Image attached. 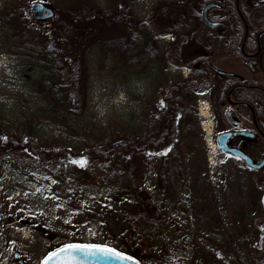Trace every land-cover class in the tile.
<instances>
[{"label": "rangeland", "instance_id": "obj_1", "mask_svg": "<svg viewBox=\"0 0 264 264\" xmlns=\"http://www.w3.org/2000/svg\"><path fill=\"white\" fill-rule=\"evenodd\" d=\"M33 1L68 19L73 29L66 39L55 34L52 17L32 18ZM202 1L191 0L192 7L184 8L187 17L194 8L198 12L190 17L193 25L200 20ZM246 1L250 6L255 0ZM164 2L178 0H0V125L22 130L25 123L33 129L23 140L27 144L58 141L79 150L88 141L106 143L122 134L138 141L156 130L167 88L184 76L183 64L198 55L175 54L174 32H158L169 30L160 16L152 17L148 31L138 28L145 33L139 38L143 48L126 57L119 49L129 36L128 23L140 24L150 8ZM257 11L264 14V6ZM39 41L55 43L72 69L85 54V116L92 136L91 128L75 138L46 118L36 119L40 99L32 83L38 76L32 51ZM204 51L211 53L214 68L264 87V74L249 72L222 49ZM139 53L147 57L137 62ZM214 79L216 88H223L226 78ZM185 96L188 116L179 118L171 136L178 165L165 177L157 154L134 157L133 164L142 165L138 197L125 189L127 182L91 172L88 165L45 164L26 150H0V264H17L14 253L25 264H41L48 253L69 244L111 248L140 264H212L215 256L223 264H264V169H248L212 149L202 130V124L206 130L211 126L205 95Z\"/></svg>", "mask_w": 264, "mask_h": 264}, {"label": "trees", "instance_id": "obj_2", "mask_svg": "<svg viewBox=\"0 0 264 264\" xmlns=\"http://www.w3.org/2000/svg\"><path fill=\"white\" fill-rule=\"evenodd\" d=\"M230 1L222 0L219 3L224 7L233 4ZM190 3L191 0L184 2L182 5L176 2H164L153 7L140 24H135V21H133L134 23L131 21V24L128 23L129 26L126 30H128L129 36H125L122 42H120V47L122 48L119 50L123 51V56L126 57L128 54H131V51H137L140 46L144 47V43L139 41V38L145 35V33L141 34L140 30L148 31L147 25L149 26L154 23L152 17L154 20H158L160 16L163 20L162 22L166 24L164 25L167 26L163 29H169L164 32L158 30L159 33L170 32L171 34L174 32L173 35H176L187 22H191L192 18L190 17L197 16L195 10L191 11L190 17L185 15L184 7L190 5ZM10 18L9 16L8 20ZM52 19L54 20L53 26H56L54 28L56 30L55 34L60 32L59 34H62L66 39L68 33H70L69 31L73 29L69 25L68 19L60 18L55 12L50 20ZM221 20L224 22L226 28L231 29L232 25L230 23H238L241 21V18L235 12H224ZM246 20L248 21L247 17ZM261 20L264 23V19ZM158 22L161 23L160 21ZM142 23H144L146 28L142 26ZM133 24L135 26H132ZM240 30L239 28L235 34H229L228 36L239 42L243 36L239 32ZM152 38L153 40L155 39L154 36ZM84 44H86V41H84ZM32 54L38 70V76L33 78L32 83L34 86L36 85L35 92L40 99V105L35 113L36 119L46 118L56 126L64 128L75 138L85 135V132L91 128L92 136L93 127L88 125L85 116L88 80L85 54L83 60L76 59L74 69L65 63L58 51V46L53 42L51 43V41L48 44H40V41L36 43ZM108 55L111 58L112 55ZM151 55L154 57L158 56L157 52H152ZM145 56L147 57V54L139 53L134 58L138 62L144 59L143 57ZM238 57H241L240 54ZM261 65L264 70V59ZM123 66L127 67V65ZM185 91L181 83H173L167 88L164 98L165 107L159 120V125L156 130L154 129L149 135L138 141H135L126 134H122L109 139L106 143L94 144L88 141L84 148L80 150L58 141H54V144L47 141L43 143L44 145L39 141H37L39 144L34 141L27 144L23 140L30 139L29 136L32 135L33 129L27 128L26 124L23 123L22 130L17 128L16 130H12L7 126L2 127L0 125V150L9 147L26 150L32 154L36 162L45 164L63 162L66 166L88 165L87 168L91 172L96 169L100 174L108 176L109 179L115 180L118 183L127 182L125 189L133 191L138 197V189L140 187L139 171L142 165L140 166L139 163V165L133 164L134 157L139 158L147 153L157 154L159 158H162L161 166L165 177L170 176L172 173L171 167L173 164L178 165L180 154L178 148L172 142L171 136L176 131L179 118L181 116L185 118L188 116V108L184 104V100L187 97L185 96ZM26 130L28 133H25ZM81 161L84 162L83 165ZM141 204H144V201ZM140 210L142 211V207ZM155 226V229H158V222ZM235 263L238 264L237 262ZM235 263L226 262L225 264ZM212 264H223V259H216L215 256Z\"/></svg>", "mask_w": 264, "mask_h": 264}, {"label": "flooded vegetation", "instance_id": "obj_3", "mask_svg": "<svg viewBox=\"0 0 264 264\" xmlns=\"http://www.w3.org/2000/svg\"><path fill=\"white\" fill-rule=\"evenodd\" d=\"M221 1L203 0L200 20L195 25L193 22H187L175 35L176 55L181 52H187L192 56L198 55L194 57L195 59L192 58L193 60L183 64L181 72L184 73V78L179 77L176 83H181L187 94L202 93L205 95L206 98L202 103L204 107L207 106L208 115L211 117L210 125L216 147L220 142L227 148L226 151L218 148L221 156L236 158L245 165L240 155L230 151V149L238 150L256 164L264 159V87L259 82L246 80L242 74L222 70V67L221 69L214 68L208 59L211 53L206 54L204 48L206 50L208 47L222 49L233 60H238L237 62L240 60L249 72L264 74L261 65L264 59V23L261 19H264V14L257 11L258 7L264 6V0H255L250 6L246 0H229L233 4L224 7L219 3ZM184 2L188 0H178L176 3L182 5ZM210 3L213 5L207 10V19L218 23L214 27L207 25L203 20V9ZM188 7H192V4L184 8ZM224 12H235L241 21L231 22V29L226 28L221 20ZM213 13L215 18L212 17ZM200 24L202 27L199 28ZM239 28L243 36L239 42H236V39L228 35L235 34ZM201 46L203 49H200ZM237 52L241 57H238ZM157 54V57H160V53ZM213 75L226 78L223 88H216V79ZM261 152L263 154L257 161V156ZM245 166L251 170L264 169V163L258 169Z\"/></svg>", "mask_w": 264, "mask_h": 264}, {"label": "water", "instance_id": "obj_4", "mask_svg": "<svg viewBox=\"0 0 264 264\" xmlns=\"http://www.w3.org/2000/svg\"><path fill=\"white\" fill-rule=\"evenodd\" d=\"M212 5L213 3H210L206 5L205 8L203 9V20L207 25L214 27L218 23L212 22L207 19V10ZM30 10H31V16L34 20H44V19L51 18L53 16V10L51 9V7L41 2H38V1H33L30 3ZM218 147L219 149L223 151L227 150V148L224 145H222L220 142L218 144ZM230 151L235 154L240 155L243 158L245 165L253 169L260 168L264 163V159H263L261 162L254 164L252 163L251 159L247 155L241 153L240 151L232 150V149H230ZM64 247L65 246L52 251L50 254H48L44 258L41 264H45V262H47V264H140L136 258L125 255V254L123 255L131 257L132 260H117V259L112 258L111 256H106L105 254L100 253V252H96L94 255H89L86 258L82 254H79V253L59 252V250ZM54 252L58 253V255L53 257V259L48 260V257ZM14 259L16 260L17 264H25L19 258V255L17 253H14Z\"/></svg>", "mask_w": 264, "mask_h": 264}, {"label": "snow or ice", "instance_id": "obj_5", "mask_svg": "<svg viewBox=\"0 0 264 264\" xmlns=\"http://www.w3.org/2000/svg\"><path fill=\"white\" fill-rule=\"evenodd\" d=\"M83 161H81V164L83 165ZM59 252H73V253H79L82 254L85 258L89 255H94L96 252H100L105 254L106 256H111L114 259L117 260H132L131 257L125 256L119 252H117L114 249L107 248V247H101L99 245L94 244H69L66 245L64 248H61ZM58 253L54 252L49 257L48 260L53 259V257L57 256ZM47 264V262H45Z\"/></svg>", "mask_w": 264, "mask_h": 264}, {"label": "built area", "instance_id": "obj_6", "mask_svg": "<svg viewBox=\"0 0 264 264\" xmlns=\"http://www.w3.org/2000/svg\"><path fill=\"white\" fill-rule=\"evenodd\" d=\"M208 138H210V137H208Z\"/></svg>", "mask_w": 264, "mask_h": 264}]
</instances>
